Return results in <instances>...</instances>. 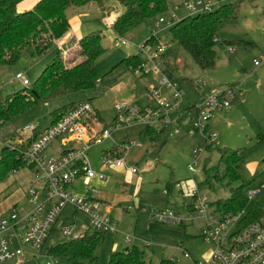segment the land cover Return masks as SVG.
<instances>
[{
  "label": "rangeland",
  "instance_id": "374dc122",
  "mask_svg": "<svg viewBox=\"0 0 264 264\" xmlns=\"http://www.w3.org/2000/svg\"><path fill=\"white\" fill-rule=\"evenodd\" d=\"M224 4L238 5V13L228 18L216 34L217 59L214 68L210 70L201 69L194 62L183 46L172 38L169 27L157 28L156 18L145 20L123 36L117 35L112 31L109 22L121 15L124 7L116 0H108L107 12L99 10L95 3L67 10L70 32L81 38L90 32L100 31L102 45L106 49L95 63L100 78L94 88L97 95H94V89H91L90 96L93 98V106L100 111L108 124L111 137L92 146L90 162L93 167L100 168L102 150L110 149L116 144L126 148L123 157L128 164L138 167V171L132 175L127 174L124 166L101 169L105 173L110 170L115 174L111 183L108 180V193L112 196L111 205L116 208L114 216L119 221V232L114 235V244L113 235L105 234L103 243L96 251L99 257L97 264H108L109 252L113 245L118 250L127 245L124 239L126 234L135 238L128 246H138L149 264H161L163 259L173 260V264H193L205 262L209 258L215 245L203 236V229L207 224L205 219L199 218L186 225L151 220L152 210L163 208L164 205L162 207L160 204L164 203L159 204L158 200L150 199L149 195H161L169 181H174V184L178 181L177 184L181 185L187 196L188 192L198 185L202 195L207 196L208 213L216 217L222 211V204L232 196V190L237 186L247 184L245 191L250 186L260 187L261 193L248 201L245 210L249 214L264 211V64H254L264 57V1L223 0ZM110 10L111 13L107 14ZM228 10H224V15ZM173 12L177 19L188 14L179 1L170 4L165 18H169ZM154 31L155 37L150 42L154 44L153 50L166 44V48L160 50L159 72L149 70L146 74L136 73L125 64L119 63L130 54H139L138 46L145 44ZM120 37L130 38L128 44H116V39ZM74 44V40L69 36L67 43L60 49V57L66 65L67 58L77 53ZM53 51L54 47L38 56L33 54L31 48H25L15 64L0 69V86L3 92L16 93L25 88L31 89L32 83L39 76L42 64L45 68L56 58ZM150 65L146 60L145 67ZM139 67L140 65L135 69ZM18 71L25 72L31 82L29 86H24L21 81L14 79ZM164 79L179 87L182 98L179 107L171 110L168 115H165V110L162 109V118L159 119L152 111L159 108L160 101L173 104L172 89L168 88L167 84H161ZM227 86L233 87L239 98L228 108L215 111L207 121L206 131L196 130L199 120L196 105L200 103L201 95ZM155 94L158 96L155 97ZM87 98L89 97L80 91L51 102L39 101L28 105L0 129V149L3 145L19 139L27 140L30 135L25 126L35 125L41 131L52 122L53 111ZM123 101L139 109H146L149 115L140 114L137 119L132 117L129 123L118 122L115 119V107ZM129 117L128 115L127 118ZM144 119L146 122L154 120L157 126H161L162 123H159L164 120L171 123L156 154L152 151L151 141L142 134ZM176 129L179 130L178 133H175ZM209 135L214 136L208 142L206 136ZM59 146L57 139L46 153L57 155ZM223 146L244 152L243 160L237 169L240 178L230 185L223 179L224 169L219 165L220 155L217 148ZM196 149H201L202 152L198 164L194 165L193 152ZM32 172L30 168H22L9 172L0 180V218L5 217L9 208L15 205L18 210L32 209L34 206L26 197L30 189L36 190L38 198L43 197L40 186L44 182L35 180ZM117 177L119 181H115ZM77 191L82 192L83 185H80ZM171 195L183 200L175 186ZM133 203V210H125L124 207ZM87 219L84 213L76 211L72 205H67L40 249H33L18 242V246L22 247L25 253L24 257H20L23 264H45L51 260L57 261V264H69L65 258L49 255L48 248L64 239L61 234L64 225L73 226L83 234L91 233L93 229L86 230ZM186 253L189 257L185 256ZM16 262L17 260H8L0 264Z\"/></svg>",
  "mask_w": 264,
  "mask_h": 264
},
{
  "label": "built area",
  "instance_id": "2783aa9c",
  "mask_svg": "<svg viewBox=\"0 0 264 264\" xmlns=\"http://www.w3.org/2000/svg\"><path fill=\"white\" fill-rule=\"evenodd\" d=\"M180 2L189 15H199L213 11L223 3V0H180ZM179 20L180 18L177 19L174 12L169 18L161 15L157 18L156 27L170 28ZM155 34L156 31L152 35L155 37ZM129 39L120 37L115 42L127 45ZM214 41H218L216 37ZM153 45L145 42L138 46L142 62L140 67L134 70L136 73L146 74L149 70L160 71V50L165 49L166 44L156 50H153ZM146 60L151 63L149 67H145ZM254 64L256 66L264 64V57L261 61H255ZM14 79L21 81L24 86L31 84L23 72H17ZM161 84H167L168 88L172 89L173 104L160 101L159 108L152 111V114L158 115L159 119L162 118L160 116L162 109L165 110L166 115L179 107L182 98L179 87L172 85L166 79L162 80ZM157 96L158 94H155V97ZM237 99L238 94L231 86L217 88L211 93L201 95L200 103L196 105L199 111L196 130L206 131L207 121L214 112L228 108ZM115 108L117 121L122 123H129L132 117L137 119L140 114L149 115L146 109H139L124 101L118 103ZM128 115L129 118H127ZM96 116L97 112L93 104L82 100L55 123H51L36 135L34 134L38 128L35 125L25 126L29 135L34 137L22 157L28 166H32L26 168L33 170L35 180L44 182L40 186L43 197L38 198L36 190L30 189L26 197L34 206L32 209L18 210L15 205L9 208L5 217L0 218V262L17 260L16 264H23L20 257H24L25 253L23 248L18 246V242L29 245L33 249H40L67 205H72L76 211L87 216L86 230L93 229V231L112 235L119 232L117 222L104 211L103 203L98 197L99 187L106 184L109 179V176L101 169L124 166L128 172L136 173L138 167L128 164L124 157H107L100 160V168L92 166L89 157L92 146L111 137L109 129L101 130L95 125ZM143 124L162 128L171 123L164 120L160 121L161 126H157L154 120L146 122L144 119ZM178 132L179 130L176 129L175 133ZM213 136H208V142ZM57 139L60 145L58 154L54 156L47 154V149ZM19 143L21 144L22 141ZM201 152V149L194 150V165L198 164ZM80 185H83L82 192L77 191ZM176 187L180 189V184H176ZM260 193V187L250 186L246 189L245 196L250 201ZM181 196L185 195L181 194ZM189 197L192 198H190L192 202L185 203V210L153 209L151 220L173 225H186L199 218L207 221L203 236L207 241L214 243L215 249L205 262H193V264H264V212L259 217L248 220L250 214L246 212L245 207L237 211H226L222 208L220 215L216 217L208 213L207 196L202 195L198 185L190 192ZM127 209L133 210V206H128ZM61 234L64 239H77L85 233L75 230L73 226L64 225L61 228ZM132 238L128 234L125 235L127 243L132 242ZM185 256L189 257V254L186 253ZM45 264H57V261L51 260Z\"/></svg>",
  "mask_w": 264,
  "mask_h": 264
},
{
  "label": "trees",
  "instance_id": "16d2710c",
  "mask_svg": "<svg viewBox=\"0 0 264 264\" xmlns=\"http://www.w3.org/2000/svg\"><path fill=\"white\" fill-rule=\"evenodd\" d=\"M116 1L124 7V11L110 27L120 36L138 27L145 20H153L165 15L169 11L171 2V0ZM91 3L106 10L108 0H39L33 9L24 12H18L15 0H0V69L15 64L25 48H31L33 54L38 56L45 54L70 30L67 10L85 7ZM225 9H229L226 15H224ZM237 9L236 4L229 6L222 3L211 12L199 15L186 14L170 27L172 38L183 46L201 69H213L217 59L215 50L217 41H214L216 34L228 18L238 13ZM153 37L151 35L146 43L151 42ZM78 44L81 57L78 62L71 66L66 65L58 54L32 83L31 89L25 88L21 90L22 92L5 94L0 86V129L32 103L51 102L69 93L87 91L96 87L100 78L95 63L106 50L102 45L101 32L93 31L82 36ZM141 62L139 54H130L119 63L125 64L134 71ZM92 99L89 97L86 100L92 103ZM77 103V101L72 102L53 111L51 123H55ZM96 112L95 125H102L101 130L109 129L101 113ZM168 131V126L162 128L144 126L142 134L151 141L154 154L159 150L158 146ZM37 133L38 131H35L34 135ZM33 137L29 136L27 140L19 139L3 145L0 149V180L11 171L32 167L26 164L22 154ZM19 141L22 143L20 144ZM125 149L115 144L110 149L102 150L101 160L107 157H123ZM217 149L220 155L219 165L224 169L223 179L230 185L240 178L237 169L243 160L244 152L229 146ZM177 183L178 181L175 184L171 181L166 183L165 190L168 195L172 194ZM246 186L247 184L242 183L232 190V196L222 204L226 211H237L246 206L248 203L245 196ZM263 212L250 214L248 220L259 217ZM104 239L105 233L98 231L85 233L77 239H62L48 248V254L55 258H65L69 264H97L99 257L96 251ZM108 264L149 263L145 260L144 252L138 246L131 245L122 250H111ZM161 264H173V260L163 259Z\"/></svg>",
  "mask_w": 264,
  "mask_h": 264
},
{
  "label": "crops",
  "instance_id": "0c3cea01",
  "mask_svg": "<svg viewBox=\"0 0 264 264\" xmlns=\"http://www.w3.org/2000/svg\"><path fill=\"white\" fill-rule=\"evenodd\" d=\"M39 0H17L16 4H17V9H18V12H24V11H27V10H31L34 8V6L36 5V3L38 2ZM173 1H179L180 0H171L170 4L173 3ZM101 8H99L100 10ZM102 10V9H101ZM107 12V9L105 10ZM111 13V10L108 11L107 14H110ZM185 16V15H184ZM118 17V15L116 17H114L110 22H109V25L111 26L112 22ZM76 31V30H75ZM72 37V39L74 40L75 44L74 47L76 50L77 53H74L72 56L68 57L67 58V63L69 66L73 65L74 63L78 62L81 57L79 56L80 54V47H79V44H78V41L80 40V38H77L75 37V34L73 32H70V30L68 31L67 35H65L62 39L58 40L56 42V44L53 46L54 47V51H53V54H55L56 56L61 52L60 49L63 47V45H65L67 43V39ZM78 48V49H77ZM51 49V48H50ZM44 64H42V66L40 67V72L39 74L43 71L44 67H43ZM18 72H23V71H18ZM25 74V72H23ZM100 80V79H99ZM84 92L88 97H91L90 94V90L88 91H82ZM94 95H97L96 92H95V89H94ZM239 98V97H238ZM96 111H99L96 107H95ZM100 112V111H99ZM51 124V123H50ZM107 124V123H106ZM108 125V124H107ZM101 125L98 127V129H101ZM37 131L39 132V130L37 129ZM107 140V139H106ZM133 142H135V140H133ZM107 175L109 176V182L111 181V179L114 177V172L113 171H110V170H107L106 171ZM127 174L129 175H132V173L130 172H127ZM115 181H119L118 177L115 179ZM106 183L104 185H101L99 187V190H100V193L98 195V197L100 198V200L102 201L103 203V207H104V211L106 213H108L110 216H112V218L114 220H117L115 218V214L116 213V208L114 206L111 205V195L108 193V189H109V186L108 184L110 183ZM171 182H174V181H171ZM118 183V182H117ZM176 183V182H175ZM116 184V183H115ZM117 185V184H116ZM196 187V186H195ZM175 188L177 189V192H178V195L181 196V194H184L185 196L183 197V200H179L178 198H175L173 197L172 195H168L165 191V189H163V192L161 193V195H157L155 193H151L149 196L150 199H155V200H158L159 204L160 203H164V204H160L162 207L164 205L163 208H173L175 210H180V211H183L186 209V205L185 203L188 202H192V198L189 197L190 196V192H188V196L185 194V192L182 190V187L180 185V189L178 187L175 186ZM123 189H125V187H123ZM182 191V192H181ZM191 198V199H190ZM129 206H134V203L133 205H129ZM128 207V206H127ZM127 207H124L125 210L129 211L127 209ZM123 208V209H124ZM136 212L138 213L137 209H136ZM88 223H86L87 225ZM117 224H119V221L117 220ZM119 229V227H118ZM86 231V230H85ZM129 235V234H128ZM131 236V235H130ZM125 239V237H124ZM135 238L133 237L132 238V241L134 240ZM112 242L113 244L115 243V236L113 235L112 237ZM126 242V241H125ZM127 245L124 246V248L128 247V243L126 242ZM123 248V249H124ZM112 250H118L116 249V246L113 245V249Z\"/></svg>",
  "mask_w": 264,
  "mask_h": 264
}]
</instances>
